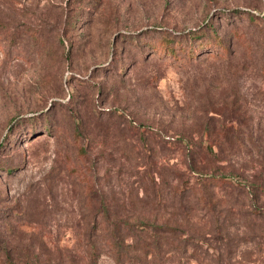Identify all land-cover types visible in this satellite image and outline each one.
Segmentation results:
<instances>
[{
    "label": "rangeland",
    "instance_id": "374dc122",
    "mask_svg": "<svg viewBox=\"0 0 264 264\" xmlns=\"http://www.w3.org/2000/svg\"><path fill=\"white\" fill-rule=\"evenodd\" d=\"M0 264H264V0H0Z\"/></svg>",
    "mask_w": 264,
    "mask_h": 264
},
{
    "label": "trees",
    "instance_id": "16d2710c",
    "mask_svg": "<svg viewBox=\"0 0 264 264\" xmlns=\"http://www.w3.org/2000/svg\"><path fill=\"white\" fill-rule=\"evenodd\" d=\"M210 27H212V26H210ZM163 33H167L170 36L172 35L171 32H167V31H164ZM168 39L167 38L164 39L165 42H168ZM139 125L142 126L141 123ZM151 134H154L156 136H160L161 132H158V131L153 132V131H151ZM162 138H163L164 142H166V139H164V137H162ZM177 140H181V138H179ZM179 143H181V142H179ZM190 149L191 148H188V152H189ZM190 170H191V172L201 176V178L198 179L197 182H199V184L202 187H206V186L212 185V184L218 185V184H226V183L230 184V183H232L231 178L227 177L226 174H223V173L213 174V173L207 172L203 165L200 166V167H197L192 162L191 165H190ZM248 187H249V192L251 194V198L256 200L258 198V195H259L258 192H257V186L255 184H251V182H250V184H248ZM190 188H191V185L187 181V182L183 183V186L180 188L179 191L182 194V190L189 191ZM175 191H177V188L175 189ZM202 194H203V190H202L200 195H202ZM196 197H198L197 194H196ZM202 197L205 198L204 196H202ZM99 204L100 205L98 206V211H100L102 213H106L107 210H106L104 204L102 202H100ZM118 221H121V220H118ZM151 225H152L151 228H153V229L156 227L154 224H151ZM149 226L150 225H148L147 222L142 221V220H137V221L133 222L134 230L135 229L144 230V232H146ZM115 227H116L117 231L113 232V233L111 232L109 234V240L111 241V245L115 248V250L117 252V255H119L124 250V246L126 245V242L124 241V238L122 237V235L119 233V231L121 229L120 227H122V225L120 226L119 224L116 223ZM152 242H153V240H150V241H147V242L144 241L142 243V246L145 248V251H148L147 254L151 250L150 249L151 247L149 245H151Z\"/></svg>",
    "mask_w": 264,
    "mask_h": 264
}]
</instances>
